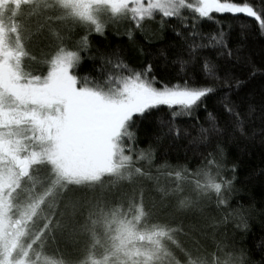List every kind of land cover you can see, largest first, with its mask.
I'll list each match as a JSON object with an SVG mask.
<instances>
[{"label": "snow or ice", "instance_id": "snow-or-ice-1", "mask_svg": "<svg viewBox=\"0 0 264 264\" xmlns=\"http://www.w3.org/2000/svg\"><path fill=\"white\" fill-rule=\"evenodd\" d=\"M121 25L138 67L94 46ZM252 37L264 0H0V264H264L225 147L264 148Z\"/></svg>", "mask_w": 264, "mask_h": 264}, {"label": "trees", "instance_id": "trees-1", "mask_svg": "<svg viewBox=\"0 0 264 264\" xmlns=\"http://www.w3.org/2000/svg\"><path fill=\"white\" fill-rule=\"evenodd\" d=\"M126 27L130 25H121L120 33L121 35H116L115 30H110L107 38L96 37L94 39V46H107L112 49L122 48L124 50L125 57L128 63L133 67H138L145 57L140 56L135 50L133 45L130 44L127 37L122 35L125 32ZM150 28L152 26H149ZM238 39L236 33L233 34V41L235 42ZM172 42L170 33H156L152 37V43L154 47H146V51H151L153 53L157 52L159 49L167 48V46ZM138 44H143V37H138ZM261 42L258 38L252 37L249 41V48L253 54V57L257 62L261 59ZM87 57L88 54H83ZM164 62H160V67L163 68ZM92 68L91 62L86 58L82 66L79 68V74H87ZM158 75L164 76L165 72L158 73ZM262 87H264V81H261L258 77L255 81H252L248 85V90L253 92H258ZM209 105V111L215 106V99H210L207 101ZM167 109L165 108V111ZM201 120H203L205 113L202 111L199 113ZM182 122L185 124H191L192 121L187 118H182ZM142 143L140 147H146L148 139L146 135L142 132L141 134ZM228 154L229 161L231 163H236L239 166L238 178L242 183L236 185L241 191L237 194V199L243 197L244 203H249L251 200L255 201L257 209L264 208V176H260L259 172L261 169H264V148H261L259 145L247 144L244 141L229 142L225 145ZM164 149L161 150V160L163 162L167 160L171 164H184L191 163V166L194 168L197 161L192 159V153H188V159H185L184 148H173L168 151L166 156L163 155ZM249 232L245 234L246 245L245 247L252 249L253 252H256L255 245L258 244L262 238H264V216L254 215L249 221ZM256 259H259V254H256Z\"/></svg>", "mask_w": 264, "mask_h": 264}]
</instances>
